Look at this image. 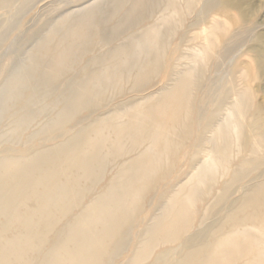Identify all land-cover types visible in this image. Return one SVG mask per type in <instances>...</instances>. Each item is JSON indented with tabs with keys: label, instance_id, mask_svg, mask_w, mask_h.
<instances>
[{
	"label": "bare ground",
	"instance_id": "bare-ground-1",
	"mask_svg": "<svg viewBox=\"0 0 264 264\" xmlns=\"http://www.w3.org/2000/svg\"><path fill=\"white\" fill-rule=\"evenodd\" d=\"M19 1L1 4L12 9ZM195 1H186L191 12ZM253 1L209 0L205 11L215 16L198 53L217 69L251 38L243 75L257 82L264 75V18L247 27ZM24 3L17 14L31 0ZM180 13L178 0L92 2L57 18L27 60L5 73L0 123L8 131L0 141L15 145L39 120L45 123L29 137L28 150L0 156V264H264V180L241 188L259 162L228 168L232 135L247 127V89L232 90L236 101L220 123L219 114L208 112L213 102L202 107L191 100L196 72L188 68L172 72L171 86L157 94L94 116L129 84L142 91L165 61L177 58V50L168 60L166 53L168 23ZM226 87L221 77L210 91L220 95ZM252 122L261 149L264 116L258 112ZM40 137L60 141L33 149ZM179 156L190 161L187 180L156 196ZM229 174L197 226L196 204ZM207 220L213 221L193 231Z\"/></svg>",
	"mask_w": 264,
	"mask_h": 264
},
{
	"label": "rangeland",
	"instance_id": "rangeland-1",
	"mask_svg": "<svg viewBox=\"0 0 264 264\" xmlns=\"http://www.w3.org/2000/svg\"><path fill=\"white\" fill-rule=\"evenodd\" d=\"M25 1L26 0H20L15 4L14 8L6 9L1 4L2 0H0V36H4L3 38L5 39L0 47V85L5 77V73L13 71L18 63H22L27 60L28 55L35 51L40 37L57 18L67 13L80 10L82 7L98 0H31V3L17 14L16 11H19L20 7L25 4ZM186 1L187 0H178L181 13L178 16H173V20L168 23L169 27L172 28V37L170 39L171 45L166 53V60L173 57V52L176 50L175 57L177 56V58H175L171 64H168L169 62L165 61L162 64L160 73L155 76V78H153L142 91H132L133 85L129 84L123 91L122 95L115 97L111 104L107 105L105 108H101V110L96 112L97 114L94 116H105L108 112L119 105L125 106L129 102L137 103L148 96L157 94L163 88L171 86L169 78H171L172 72L176 73L178 71H184L188 68H193L196 72L194 76L196 85L194 86L191 100L195 102L196 105L202 107L208 106L211 102H213L210 105L208 112H216L219 114L220 123H222L224 117L228 114V110L232 108L233 103H235L234 101H236L232 90L235 89L236 92H242L247 89L249 91L248 105L243 112V121L247 127L244 130L245 132L243 131L240 135H237V133L232 135L233 150L232 157L230 158L231 163L228 166L231 171H234V168L244 160H254L259 162L257 169L254 170L255 172H253L244 182L241 183V188H243L246 185L253 184V180L255 179L258 180L261 178L260 181L264 180V147L259 149L255 146L252 129H250V124H252V120L258 116V112L264 116V75L262 79L257 82L252 81L243 75L244 65H242V63H244V58H242V54H244V52H246L249 48L251 38L243 49L234 55H231L230 59L233 61L221 63L217 69L213 66V60H211L210 57H207L208 55H204V53L200 52L198 53V51L201 50L200 47L202 46V43H204L206 37L210 34L209 29L203 28L210 26V22L215 16V12H211V14L206 13L204 7L209 0H196L195 3L198 6H196L195 10L192 12L185 6ZM253 4L256 5L254 16L253 19L247 23V27L253 26L254 23H257L264 18V0H255L253 1ZM160 17H162V15H159V18ZM152 23L153 22H150V25ZM236 30V28L230 29L228 37H233ZM259 30L264 31V27ZM127 37H129V35L123 36L116 44L125 41ZM244 38L247 39L248 35L244 36ZM214 52L215 51H210L209 55L211 53L214 55ZM195 54L199 55L195 57L194 62L193 56ZM246 59L247 58H245V60ZM82 64L84 65V62ZM221 77L227 80V87L220 92V95H216L210 91L212 90V82L220 79ZM221 103L223 105L219 108L218 106ZM89 113V111H86L81 115V117L88 116L90 115ZM44 123L45 121L43 118L39 120L38 123L34 124L28 131L21 135L20 141L15 145L5 143L6 141L4 142V140L3 142L0 141V156L6 150L12 148L21 151L28 150L29 148L26 143L28 142L29 137H31V135L35 132L37 133ZM71 129V127L67 128V130ZM7 131V122L3 120L0 123V136L5 134ZM44 137H40L38 139L39 141H37L32 148L35 149L36 147H41L46 144L56 145L60 141V139H57L54 142L49 141L47 143L44 141ZM246 138H248V140H246ZM191 146H193L192 142L187 143V147ZM189 162V159H185L184 156L178 157L177 163L175 167H173L174 171L172 172L171 177L159 185L156 196L162 195L165 191L170 190L175 185L187 180L189 174ZM230 177V174L227 178L218 177L219 184L211 191V196L208 198L204 197L201 202L196 204V209L200 213V218H198L196 222L197 226L199 225L197 224L200 222L199 220H201L203 216H206L207 208L213 203L215 196L218 195L223 183L229 180ZM235 189L238 190L239 187L237 186ZM207 191L208 188L205 187V195ZM241 192L236 193L232 197V200L238 197ZM152 198L154 199V196L147 199L149 203ZM148 201L145 203V214H148L150 211ZM219 208L220 207H217V210ZM145 214L144 216H146ZM212 221L213 220H207L203 226L197 227L193 231L196 232V230H200L201 228L204 229V227L212 223ZM115 264H124V262L120 260Z\"/></svg>",
	"mask_w": 264,
	"mask_h": 264
}]
</instances>
